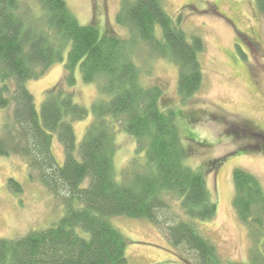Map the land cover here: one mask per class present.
<instances>
[{"label": "trees", "instance_id": "trees-1", "mask_svg": "<svg viewBox=\"0 0 264 264\" xmlns=\"http://www.w3.org/2000/svg\"><path fill=\"white\" fill-rule=\"evenodd\" d=\"M255 4L264 16V0ZM116 22L127 29V37L80 24L65 0H0V109L5 113L0 156L21 157L29 177L61 197L64 206L46 228L0 237V264H132L127 240L110 220L117 215L149 220L165 232L171 247L194 253L192 264H264L263 185L252 173L233 170L232 204L251 250L247 262L224 261L196 225L216 213L205 176L185 164L189 152L175 113L159 107L161 87L142 84L134 59L146 48L173 63L185 102L202 84V38L187 35L164 0H120ZM65 52L64 76L45 91L37 110L25 81L42 76ZM77 68L98 92L80 142L72 122L84 119L88 110L71 90ZM117 128L136 144L121 179L114 166ZM54 135L63 149L62 163L52 151ZM7 184L13 192L22 191L14 178ZM169 197L186 218L164 226L168 217L159 212L168 207Z\"/></svg>", "mask_w": 264, "mask_h": 264}, {"label": "rangeland", "instance_id": "rangeland-1", "mask_svg": "<svg viewBox=\"0 0 264 264\" xmlns=\"http://www.w3.org/2000/svg\"><path fill=\"white\" fill-rule=\"evenodd\" d=\"M65 2L80 24L94 25L100 33L127 37V29L116 22L120 0ZM164 5L173 18L180 17L187 35L197 34L203 40L204 48L199 54L202 84L183 102L177 91L176 66L151 56L146 48L137 50L134 57L141 70V82L161 87L159 107L175 113L182 143L189 152L185 164L202 171L216 204L215 215L209 220H197V227L224 261L247 262L251 240L232 204V173L242 168L255 175L264 188V143L258 133H264V16L257 10L255 0H164ZM65 61L66 52L63 60L51 65L42 76L25 81L37 110L45 91L62 80ZM74 76V99L88 110L84 119L72 122L80 142L92 120L91 106L98 92L95 84L83 82L78 68ZM4 114L0 109V124ZM115 142L114 166L121 179L136 144L120 128ZM52 151L62 163L63 149L56 135ZM9 178L20 183L21 192L9 188ZM167 201L168 207L159 212L161 217H168L164 226L186 218L177 200L169 197ZM63 212L62 198L30 178L21 157L0 156V237L14 238L46 228ZM110 220L126 238V256L132 264L195 262L194 253L171 247L165 232L147 219L117 215Z\"/></svg>", "mask_w": 264, "mask_h": 264}, {"label": "flooded vegetation", "instance_id": "flooded-vegetation-1", "mask_svg": "<svg viewBox=\"0 0 264 264\" xmlns=\"http://www.w3.org/2000/svg\"><path fill=\"white\" fill-rule=\"evenodd\" d=\"M250 133H251L252 135H254L253 132H250ZM258 133L264 135L263 132H258ZM257 148H259V146H257Z\"/></svg>", "mask_w": 264, "mask_h": 264}]
</instances>
